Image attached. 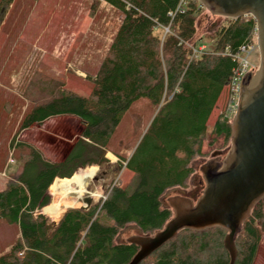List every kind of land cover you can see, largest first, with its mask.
<instances>
[{
  "label": "trees",
  "instance_id": "trees-1",
  "mask_svg": "<svg viewBox=\"0 0 264 264\" xmlns=\"http://www.w3.org/2000/svg\"><path fill=\"white\" fill-rule=\"evenodd\" d=\"M103 1L119 11L121 20L89 94L60 91L20 121L23 131L49 118L69 116L77 119L80 130L59 161L46 159L31 145L15 146L20 164L0 191V221L15 225L19 239L0 255V264H127L137 247L115 243L117 233L132 225L141 235L152 234L170 219L160 197L183 186L216 112L211 134L229 140V123L222 114L230 101V78L238 68L235 56L252 44V18L226 20L207 37L213 42L210 50L195 56L196 0ZM11 2L0 0V23ZM98 4L90 0V9ZM141 98L148 100L154 115L130 156L111 164L105 158L109 138L122 114ZM122 163L136 179L132 191L110 182L99 202L68 208L56 223L46 218L63 212L48 195L56 197L60 181L83 177L95 168L74 174L93 166L112 177ZM263 229L264 197L253 205L234 239L233 264L253 263ZM224 235L219 228L181 230L139 264H226Z\"/></svg>",
  "mask_w": 264,
  "mask_h": 264
},
{
  "label": "rangeland",
  "instance_id": "rangeland-1",
  "mask_svg": "<svg viewBox=\"0 0 264 264\" xmlns=\"http://www.w3.org/2000/svg\"><path fill=\"white\" fill-rule=\"evenodd\" d=\"M59 2L12 0L0 24V188H4L6 180L20 164L16 145H31L39 149L46 159L59 161L78 137L79 123L77 119L69 116L49 118L23 131H20L19 124L33 106L48 103L58 97L60 91L87 96L92 87V79L120 24L119 11L99 1L98 7L91 12L95 15L90 20L89 31L84 30L87 25L82 27L84 18L77 23L82 28H75V13L71 5L77 1L66 0L65 6L58 7ZM85 3L86 12L88 3ZM61 16L63 18L58 21ZM226 20L228 19L210 15L200 6L195 19L196 33L193 38L196 47L210 50L213 42L207 37L217 26L226 25ZM248 59V72L256 76L259 68L257 43ZM215 114L202 137L200 153L190 162L191 173L183 186L164 191L160 197L163 206L167 207L166 199L172 196L195 201L203 186L198 168L210 160L212 153L218 152L219 158L216 160L220 161L228 151L229 140L225 141L211 134ZM153 115L154 108L145 98L129 106L120 117L106 146L105 158L109 163L130 156ZM123 165L124 163L120 171L112 177L105 175L104 171L95 166L79 169L74 175L88 168H95L85 175L91 176L90 181L81 180L85 176L71 178L75 179L74 181H82L84 194L80 197L71 194L69 197L72 200H68L59 198L58 194L56 197L53 194V197L49 192L52 205L64 209L59 210L63 212L57 218L42 213L56 223L68 208H85V199L92 202L102 200L105 188L110 182V185L116 184L132 191L136 179ZM138 233L134 226L127 225L119 230L114 241L124 243L128 237ZM18 239L17 227L0 221V255L6 253ZM252 264H264V229L261 231Z\"/></svg>",
  "mask_w": 264,
  "mask_h": 264
},
{
  "label": "water",
  "instance_id": "water-1",
  "mask_svg": "<svg viewBox=\"0 0 264 264\" xmlns=\"http://www.w3.org/2000/svg\"><path fill=\"white\" fill-rule=\"evenodd\" d=\"M196 1L212 16L252 18L259 52L258 73H246L241 79L225 156L218 161L219 153H212L211 159L198 168L203 183L200 196L193 202L181 196L167 197L170 219L159 231L126 239V243L137 247L127 264H139L181 230L210 228L225 232L222 245L228 255L226 264H233L234 239L253 205L264 197V0ZM88 201L85 199V204Z\"/></svg>",
  "mask_w": 264,
  "mask_h": 264
},
{
  "label": "built area",
  "instance_id": "built-area-1",
  "mask_svg": "<svg viewBox=\"0 0 264 264\" xmlns=\"http://www.w3.org/2000/svg\"><path fill=\"white\" fill-rule=\"evenodd\" d=\"M183 2L184 0H180ZM256 42V35L254 32V35L252 37V44L246 45L244 47L240 48L241 55L235 56V60L238 62V68L234 70L230 81H229V89H230V101L225 107V110L222 114V118L225 119L229 124L231 122V118H233L235 110H236V104H237V97H238V89L241 79L246 73H249L250 68L249 66V59L248 56L253 52L254 45ZM203 48H197L196 50H193V55H198ZM104 199V198H103Z\"/></svg>",
  "mask_w": 264,
  "mask_h": 264
},
{
  "label": "crops",
  "instance_id": "crops-1",
  "mask_svg": "<svg viewBox=\"0 0 264 264\" xmlns=\"http://www.w3.org/2000/svg\"><path fill=\"white\" fill-rule=\"evenodd\" d=\"M60 2H59V4H58V7H60L61 5H64L65 3H67V2H65L66 0H59ZM68 2L69 1H71V0H67ZM73 1V0H72ZM75 1H77V2H75V4H72L71 6L74 8V11H73V13H75V14H73V20L75 21V28H76V26H78L77 25V23L80 21V19L82 18H84L83 20H82V27L83 26H85V25H87V27H86V29H84V30H88V26L90 25V20H91V18H92V16L94 17V13H93V15H92V13L91 12H93L91 9H90V0H75ZM100 2H103V3H105L103 0H99ZM85 2H87L88 3V8H87V10H86V12H85V5H87ZM99 2V3H100ZM81 4L83 5V6H81ZM99 5V4H98ZM98 5L96 6V7H98ZM65 6V5H64ZM69 9H72V8H69ZM5 16V15H4ZM63 18V16H61L60 18H59V20L58 21H61V19ZM1 24V23H0ZM79 24V23H78ZM79 27V29L80 28H82L81 26H78ZM78 27H77V29H78ZM78 29V30H79ZM76 30V29H75ZM77 31V30H76ZM81 31V30H80ZM89 31V30H88ZM87 31V32H88ZM20 68V67H19ZM63 181H60V184L62 183ZM1 187V186H0ZM3 188H0V191L2 190Z\"/></svg>",
  "mask_w": 264,
  "mask_h": 264
},
{
  "label": "bare ground",
  "instance_id": "bare-ground-1",
  "mask_svg": "<svg viewBox=\"0 0 264 264\" xmlns=\"http://www.w3.org/2000/svg\"><path fill=\"white\" fill-rule=\"evenodd\" d=\"M239 86H240V84H239ZM238 91H239V89H238ZM71 194H74L77 197L78 196L80 197L82 194H84L82 181L76 180L74 182H67L66 181V182L61 183V186H60L59 192H58L59 198H65L68 200H72L69 197Z\"/></svg>",
  "mask_w": 264,
  "mask_h": 264
},
{
  "label": "flooded vegetation",
  "instance_id": "flooded-vegetation-1",
  "mask_svg": "<svg viewBox=\"0 0 264 264\" xmlns=\"http://www.w3.org/2000/svg\"><path fill=\"white\" fill-rule=\"evenodd\" d=\"M216 158H219V155H218V157H216ZM211 159V158H210ZM199 184H201V182H199ZM191 200V199H190ZM192 201V200H191ZM193 202V201H192Z\"/></svg>",
  "mask_w": 264,
  "mask_h": 264
}]
</instances>
